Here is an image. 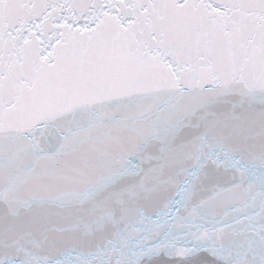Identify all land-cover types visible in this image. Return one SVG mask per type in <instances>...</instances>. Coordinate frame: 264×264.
Instances as JSON below:
<instances>
[{"label": "snow or ice", "instance_id": "obj_1", "mask_svg": "<svg viewBox=\"0 0 264 264\" xmlns=\"http://www.w3.org/2000/svg\"><path fill=\"white\" fill-rule=\"evenodd\" d=\"M0 264H264V0H0Z\"/></svg>", "mask_w": 264, "mask_h": 264}]
</instances>
